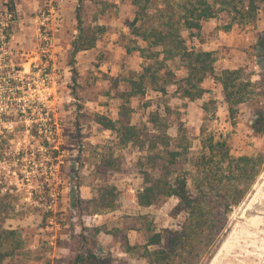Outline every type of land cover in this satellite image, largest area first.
<instances>
[{"label":"rangeland","instance_id":"rangeland-1","mask_svg":"<svg viewBox=\"0 0 264 264\" xmlns=\"http://www.w3.org/2000/svg\"><path fill=\"white\" fill-rule=\"evenodd\" d=\"M47 3L0 0V134L8 139L7 154L11 153L10 158L4 156L15 163L18 153L29 148L36 161L31 165L29 158L23 157L22 166L12 170L0 155L2 170L8 174L7 185L22 194L17 207L20 210L5 221V226L19 229L25 244L22 254L8 263L73 264L82 254L78 264H151L139 252L145 224L150 223L156 230L174 229L180 218L174 211L178 198L171 196L159 205L138 206L135 195L142 186L140 163L145 154L130 145H117L114 133L94 122L97 113L116 117L121 101L116 93L141 69L143 61L137 52L126 51V21L133 17V5L130 0H62L56 12L47 17ZM226 22L223 13L204 21L192 43L214 51L216 73L244 68L253 81L260 82L262 88L257 90L264 98V72L254 48L264 29V5L248 24H234L226 30ZM80 32L85 36L79 38ZM93 35V47L73 51L75 41ZM175 68L178 75L183 73L177 63ZM17 78L30 88L14 97V88L8 82ZM202 87L203 95L193 101L180 97L173 85L165 93L148 88L144 95L127 101L133 124L163 125L171 137L181 130L188 148L182 150L180 159L189 179L194 174L192 161L201 141L209 137L225 139L235 156L252 155L261 161L255 179L227 214L225 226L187 264L211 261L264 173V136L252 130L251 103L236 105L230 115L220 84L208 76ZM6 102L16 104L17 109L11 112L4 106ZM27 108H31L30 113ZM16 128L20 134L10 136ZM54 149L59 152L56 157ZM102 155L118 163L119 170H108L105 179L119 190L120 206L88 214L72 199L76 195L84 200L90 197L94 165ZM39 177L48 182L49 192L56 193V203L49 213L46 199L29 205L30 196L44 191L41 183L33 180ZM44 212L47 217L43 221ZM115 231L136 248L126 251L122 239L113 237Z\"/></svg>","mask_w":264,"mask_h":264},{"label":"trees","instance_id":"trees-1","mask_svg":"<svg viewBox=\"0 0 264 264\" xmlns=\"http://www.w3.org/2000/svg\"><path fill=\"white\" fill-rule=\"evenodd\" d=\"M130 3L133 5V17L126 21V51H136L143 61L142 66L116 93L121 99L116 117L97 113L94 122L102 129L111 130L117 145H130L145 154L140 163L143 167L140 171L142 186L135 195L138 206L159 205L171 196L178 198L174 211L180 218L174 229L156 230L146 223L144 242L139 247L140 255L151 264H187L190 258L199 254L208 239L225 226L227 214L232 205L239 203L245 189L255 179L261 161L252 155L235 156L231 154L225 139L209 137L201 141V148L192 161L194 174L189 179L180 159L182 150L188 148L183 144L186 138L180 134L181 130L171 137L163 125L133 124L132 109L127 101L132 96L144 95L148 88L165 93L171 85L175 86L180 97L193 101L203 95L205 90L202 83L210 76L220 84L230 115L235 112L236 105L251 103L254 110L252 130L264 136V98L257 90L262 88L260 82L253 81L242 67L226 68L216 73L214 51L192 43L193 38L199 35L202 23L221 13L227 19L224 25L226 30L234 24L245 25L254 21L264 0H130ZM77 19L80 21L78 14ZM83 34L80 32L79 38ZM95 39L93 35L84 41H75L73 51L93 47ZM254 48L260 58L258 64L264 72V29L259 33ZM175 63L182 69L180 75ZM8 83H11L9 87L14 88V97L27 93L30 88L27 82L18 78L9 79ZM4 106L11 112L17 109L13 103L8 105L6 102ZM30 110L26 109L28 113ZM32 132L37 134L36 130L32 129ZM17 133L20 134V129L16 128L10 136ZM7 140L0 134V155L9 168L18 170L23 164V157H28L31 165L36 164L35 158L29 154V148L18 153L17 162L6 161V156L11 157V153L7 154L10 151ZM53 153L56 157L59 152L54 149ZM77 166L75 159L74 167ZM94 166L96 173L91 177L90 197L84 200L76 195L72 199L73 204L83 207L88 214L110 211L120 206L119 190L105 179L108 170H119L116 159L102 155ZM7 176L0 163V264H9V259L22 254L25 244L19 229L5 226V221L20 210L17 207L22 197L19 191H13L14 188L7 185ZM43 179L33 178L41 183L44 191L41 195L35 193L30 196L29 205H33L34 200L42 202L43 199L50 204L51 192L46 188L48 182ZM47 213H43V221ZM113 237L122 239L126 251L136 248L128 243L126 236L116 231ZM82 256L77 255L73 264L81 262Z\"/></svg>","mask_w":264,"mask_h":264},{"label":"bare ground","instance_id":"bare-ground-1","mask_svg":"<svg viewBox=\"0 0 264 264\" xmlns=\"http://www.w3.org/2000/svg\"><path fill=\"white\" fill-rule=\"evenodd\" d=\"M208 264H264V173Z\"/></svg>","mask_w":264,"mask_h":264},{"label":"built area","instance_id":"built-area-1","mask_svg":"<svg viewBox=\"0 0 264 264\" xmlns=\"http://www.w3.org/2000/svg\"><path fill=\"white\" fill-rule=\"evenodd\" d=\"M62 0H48V3H47V17L50 15L52 16L54 12H56V9H57V5L61 2ZM46 17V18H47ZM55 192L53 193H50V196H51V200H50V204H47V207L49 210L52 211V207L55 205L56 203V196H55ZM53 243V242H51Z\"/></svg>","mask_w":264,"mask_h":264}]
</instances>
